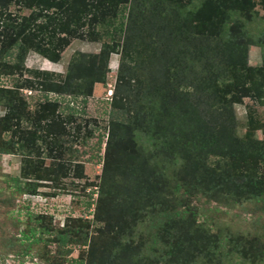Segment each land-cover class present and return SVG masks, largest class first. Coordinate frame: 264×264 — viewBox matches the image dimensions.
<instances>
[{"label":"rangeland","instance_id":"rangeland-1","mask_svg":"<svg viewBox=\"0 0 264 264\" xmlns=\"http://www.w3.org/2000/svg\"><path fill=\"white\" fill-rule=\"evenodd\" d=\"M94 2L101 19L106 0ZM129 2L110 6L116 15L110 18L114 19L97 20L94 26L84 27L83 36L77 38L67 32H58L61 38L66 37L67 43L63 49L58 47L61 57L57 62L32 48L26 53L24 61L18 56V49L11 50L12 54L0 53V90L8 88L16 95L21 94L28 104L25 112L32 119L39 106L44 107L49 103L47 100L53 101L51 103L58 105L55 110L62 116L65 124L60 122L66 129L62 136L50 134L45 121L43 128L23 123L24 128L19 130L15 127L17 122L3 119L7 110L0 97V264H79L80 257L86 261L81 263L87 264V256L93 253L96 264H117L118 261L112 262L113 258L125 259L119 264H132L127 258L133 252L124 249V252H116L115 257L110 255V250L115 243L130 246L134 234V243L143 244L134 250L135 255L132 254L136 257L135 264H264V191L261 188L256 191L251 189V183L264 178V99L255 98L252 86L248 84L250 81L246 82L234 70L219 75L214 83L206 82L200 89L193 90L190 87L191 80L195 79L193 77L205 75L208 79L213 75L214 68L209 67L208 71L204 64L211 66L214 62L185 57L189 50L194 49L192 40L207 39L210 43H220L215 35L204 36V29L216 30L218 26L231 25L234 19L239 25L232 26L240 27L235 32L245 34L248 39L244 46L247 67L255 73L251 71L247 75L264 96V86L259 77L260 73L264 75V70L259 71L264 67V48L253 41L260 35L264 41V0ZM4 11L5 14L0 17V49L7 48L12 35L9 24L28 18L35 10L19 6L15 0H0V12ZM55 11L57 9L45 13L38 22L39 26L43 23L46 26L47 15H54ZM187 18L191 20L190 25L184 23ZM202 23L206 27L200 28ZM25 39L30 43L28 36L19 42L25 43ZM44 39L50 40L48 37ZM55 41L58 45V40ZM128 41L131 43L129 46ZM36 42L41 43L40 40ZM123 47L129 49L124 58L121 54ZM113 48L117 49L110 57L103 56L104 51L109 52ZM81 55L103 58L99 61V68L106 74L98 76L94 82L73 83L76 87L89 83L92 95L86 98L76 96L72 90L67 92L62 89L59 90L62 94L54 93L56 91L52 90L65 84L70 61L72 65H77ZM121 62L125 67L122 73L132 82L127 80L131 83L127 86L118 84ZM220 63L217 61L215 65ZM216 68L218 71L219 65ZM167 83L169 93L163 91V88H168ZM150 85L161 88L172 109H178L174 112L179 117L183 111L174 107L176 98L178 103L182 100L188 103L202 122L216 121L225 114L222 121L232 126V142L237 148V155L231 158L211 154L203 160L201 169L196 162L191 173L187 174L175 156L172 160V155L167 154V147L159 145V139L164 134L161 135V128L166 130V125L162 124V127L151 131V135L159 134L156 138L150 139L141 133L135 141L130 140L122 153L121 162L112 158L108 160L106 145L113 124L129 122L134 127L138 126L134 123L135 115L130 114L140 110L141 103L151 94ZM85 90L80 88L77 94H86ZM153 95L151 97L155 98ZM55 110H51L50 114ZM176 117L169 112L165 116L168 119L166 122H178ZM180 133L177 131V136L186 140V135ZM33 135L36 142L32 152L20 150L25 141L23 137ZM185 152L182 149L179 153ZM154 155L155 162L150 166L153 167V163L158 166L159 163L161 169H165L164 177L176 178L174 184L181 186L179 207L184 210L183 206L187 203L197 214L196 217L190 212L180 219L169 218V222L162 219L156 227L154 219L145 215L150 207L143 213L136 211L133 217L125 212L130 213L140 206L137 201L131 202L134 197L141 196L140 188L136 187V176L142 175L140 167L143 166V169L147 162L154 159ZM51 156H57L58 161L64 158L77 164L72 166V170H77L67 177L58 171L53 173L58 166L53 164L55 158ZM159 157L162 159L158 161ZM34 159L38 169L43 166L41 175L44 177L41 180L44 181L41 183L46 186L40 187L36 195L24 190L28 180L37 175L36 171L30 172V167H24L26 160ZM164 160H171L173 165L167 164L162 168ZM51 166L54 170H46ZM151 167L148 168V177ZM22 168L31 178L24 177ZM206 171L209 176H205ZM149 178L155 179L154 176ZM212 180L214 186H211ZM130 187L132 191H129ZM152 189L151 185L143 190L150 195ZM195 191L199 193L193 194ZM102 207L107 212L103 210L104 220L97 222L96 212L99 213ZM167 209L174 212L170 206ZM155 234L165 236L172 245L169 250L171 255H164L165 259L155 251L157 246L151 247ZM65 235L69 237L67 245L59 242V238ZM103 245L110 246L107 252L102 250ZM98 249L104 253L98 254ZM139 251H145L148 256H140ZM159 253L162 254V250ZM199 254L205 256L199 257Z\"/></svg>","mask_w":264,"mask_h":264},{"label":"trees","instance_id":"trees-1","mask_svg":"<svg viewBox=\"0 0 264 264\" xmlns=\"http://www.w3.org/2000/svg\"><path fill=\"white\" fill-rule=\"evenodd\" d=\"M87 1H90L91 3L89 2L87 3ZM94 1L95 0H15L16 4H18L19 6L22 7L25 6L28 9L33 8L35 11L32 12L28 18L24 17L22 20L15 19L16 21L9 24V30L11 31L12 35L8 39V45L6 44L7 48L3 49L2 47L0 49V53L4 55H7L8 53L12 54L11 50L18 49L19 52L18 56L21 57L22 60L24 61V57L26 53H28L30 48H32L35 49L44 57H49V59H51L52 61L54 60L55 62H57L56 60H59L61 57L58 54V47L59 49H63V47H65V44L67 43L66 37L63 36V38H61L60 33L67 32L68 35H75L77 38L80 37V35L83 36L82 30L84 27L94 26L97 20L101 21L102 19L103 21H109V19H114V18H110L116 16L115 13L110 8V6L116 7L118 3L125 4L130 0H106L105 2L106 9L104 10V8H102L104 11L100 10L102 16L101 19L97 15L96 11L98 10V8L96 5L94 6L95 4ZM131 2H133V0H131ZM96 8L97 10H95ZM52 9L55 10L57 9V11L54 12V15H47L46 20L48 24L44 26L45 24L43 23L41 24L42 26H39L38 22L43 19L44 14L48 13V11ZM76 10L78 12H75ZM4 14L5 11L2 13L0 12V17ZM105 15H108V17H106ZM232 22L233 23H231V25L228 23L229 26L228 25H225L223 27L218 26L216 30L215 29L212 30V28L210 30H206V29L203 30L204 36L206 34L209 35L210 37H213L211 35H215L217 36V38H219L220 43L214 41L212 42L213 43L212 44L210 43V41L208 42L207 39L206 40L203 39L202 41L192 40L191 43H195L193 46L194 49L189 50L187 53H190L191 55L186 53L185 57L189 58L190 56H192L191 57L193 58L192 60L202 59V61L204 60L207 63H209V61L214 62L211 66L210 65L207 66L206 63L204 64L205 68L208 69V71H209V67L211 69L213 67L214 72H212L213 75H211L208 79L205 75L194 76L193 78L195 79L191 80L190 87L196 91V89H200L202 86H204L206 82H208L209 84L214 83L217 81L216 77L219 78L223 74H226V72L230 70H234V72L238 73L242 79L243 78L245 79L246 82L250 81L248 84L252 86L251 88L254 92L255 98L257 97L263 100L264 96L260 93L258 86H256L255 84V81H252V79H249L248 77L249 72L253 71L255 73L254 70H251L247 67V61H246L247 54L245 52L246 50L244 46H246L245 41H248V39L246 38L245 34H242L240 32H235L236 29L239 31L240 27L238 28L237 26H232V24L239 25L238 23H236L234 19H232ZM184 23L185 25H190L191 20L187 18L184 20ZM204 24L205 23L200 24L201 25L200 28L206 27V25ZM46 30H48V32H46ZM41 31H43L44 33H42ZM58 32H60L59 35ZM14 34L16 36H14ZM57 35L58 38L56 37ZM26 36L30 37L31 39L30 43L27 42L26 39H25V43H20L19 40L21 38H26ZM43 37L44 38L48 37L50 40L46 41ZM68 37L71 38V36ZM261 38H262L261 35L257 36V38H255L253 41L256 44L263 46L264 48V41ZM55 39L58 40V45ZM230 39L232 40L231 43H229ZM36 40H40L41 43H37ZM127 43L128 46L129 44H131L129 43V41ZM198 45L200 46L198 49H196ZM116 49L117 48H113V50L109 52L107 50L106 52L104 51L103 56L106 55L107 57H110V55L114 53ZM125 49L126 48H124L121 51L123 58L126 57V53L129 52V49L126 50ZM78 61L79 63L77 65L76 64L72 65L70 61L65 84L61 88L52 90V91H56L54 93L62 94L61 91H59L62 89L67 92L69 90H72L74 91L73 93H76L75 94L76 96L83 95V97L87 98L90 95H92L93 90L90 89V87L88 86L89 83H87V85L85 84L84 86L79 85L78 87L73 86V83L74 81L81 83L82 81L85 80L94 82L97 81L98 76H101L103 73L106 74V72H103V70H100L99 68V64H100L99 61H103V58L98 56L92 58L86 55H81ZM217 61L221 62L220 64H218L220 67L218 71L216 68L218 67V65H215ZM124 68H125L124 64L123 62H121L120 71H119L120 73H118V82H119L118 84L127 86L132 82L129 79V77L125 75V73H122ZM221 70L223 71L219 73ZM260 70H264V67L263 69L259 68V71ZM168 71L170 70L168 69ZM259 77L262 80L261 85L264 86L262 79L264 78V75L260 73ZM259 77L257 78L259 79ZM127 80L130 81L131 83H127ZM167 86L168 88H163V91L166 90L169 93L170 87L168 83ZM80 88L84 90L88 88L89 91L85 90L87 91L86 94L85 93L77 94ZM149 90L151 94L148 96L150 97L146 96L145 102L141 103L140 110L136 111L135 114H133V112L130 114V115H135L134 117L136 118H134L135 119L134 123H136L138 126L134 127L129 122L126 123L121 122L120 124L119 123L113 124V129L109 134L108 142L106 145V155L108 160L112 158V160L114 161L117 159L119 162H121L122 153L125 149H127V144L130 140H134V139L136 140L137 138L140 137L141 133L143 135L150 137V139L156 138L159 134L151 135V131L162 127V124L166 125V130L163 127L161 128L162 130L161 135L163 133L164 134L162 138L159 139L161 143L158 144L161 146V148L167 147L166 150L167 154L172 155V160L173 157L175 156L176 161L179 164H181V169L183 170V172L187 174L191 173V170L197 163H198V167L201 169L200 165L204 163L203 160L204 159L207 160L208 156L211 154H219L223 156L228 155V157L231 158L237 155L238 153L237 148L233 143L234 141L232 142V137H234L233 130L231 129L232 126L229 127L228 124H225V122L222 121V119L225 118L224 117L225 114L216 121L202 122V120L198 119V117L195 116V113H193L194 110L190 109L188 103H184L183 100L179 101L178 103V99L176 98L174 107L175 106L180 107L183 111V114L179 117L178 114L174 112L177 111L178 109H174V108L172 109V106L169 104V98L161 92L162 90L160 87H158L157 85L156 86L150 85ZM0 92H1L0 93L1 104L5 106L7 110L6 112L7 116L6 117L4 116L5 118L3 117V119L11 123L17 122V126L15 127H17L19 130L20 128H24L23 125H21L23 123H31L37 128H43L42 127L43 123L47 121L46 128L50 134L60 135V136L65 134L66 129L64 125H62L60 122L62 121L61 119L62 116L58 115L59 113L58 110L57 111L55 110L56 108L58 109V105L56 103L55 104L51 103L53 101L47 100L46 102L49 103H46L44 107L39 106L34 115L35 118L33 117L32 119V116H29L25 112L28 104L22 99V97L20 96L21 94L16 95L15 92H12V89H8V88L1 89ZM153 93L155 95V98L151 97ZM248 96L251 95L249 94ZM51 110H55V112H53L52 115L50 114ZM168 111L170 112V114L173 113L177 116L176 118L178 119L175 120H178V122L173 121L170 123V121H168L169 124L166 122L168 119L165 118V116L167 115V113H169ZM62 123L65 124L64 121H62ZM170 124H172V126ZM146 127H148V129L146 131L144 130L142 131V129ZM177 131L178 132L181 131L180 134L183 133L182 136L186 135L187 139L183 140L181 136H177L176 134ZM21 133L25 134L24 132ZM23 138L25 139V141L23 144L20 145L19 147L20 150L24 151L25 149H28L27 151L28 153L32 152L31 149L32 147H34V143L36 142L35 139L36 137L33 135L30 136V138H27L26 136ZM54 146L56 145L54 144ZM182 149L186 151L184 154L179 153ZM111 155L113 157H111ZM51 158H55L54 159L55 163L53 164H55V166L58 167L55 168L56 170L52 168L53 166H51L50 168H46V170L48 171L54 170L52 171L53 173H56L58 171L60 173H63V175L67 177V176H71L72 171L77 170L76 168L72 170V166L76 167L77 164L75 165L71 161H68L64 158H60V160L58 161L57 156H51ZM155 158L156 156L154 155V159L152 158L150 162H147L146 166L143 169H142L143 166H141L140 168L141 170H143V173L142 175L136 176L137 179L136 187L140 188L139 195L141 196L134 197L131 202L134 203L135 201H137L140 203V206H138V209L135 211H131L130 213H128L127 211L125 212L133 217L136 215V211L138 213H143L145 212L143 211L144 209L148 208L149 210L150 207L149 212H146L145 215L152 217L154 219V224L156 227L158 226L157 224H159L162 221V219H164L166 222H169L171 221L169 220V218L180 219L182 218V216H186L185 214H189L190 212L194 216L195 215L197 216L195 211L191 210L192 208L187 203H185V205L183 206L184 210L181 209L182 207H179L180 198L178 197V193H180L181 191L180 188L181 186L174 184L176 178L174 177L168 178L163 176L165 169H161L159 163L157 164L158 166H156V163H153V167L150 166L152 162H155ZM160 159H162V157L157 158L158 161ZM36 162L37 161L35 159L32 161L26 160V166H24L27 168L30 167L31 168L30 172H32V170L37 172L36 176L33 175L34 179L33 180L29 179L24 187L26 193H31V194L33 193V195H36V193H38L40 187H46L43 186V184L41 183V181H44L41 180V177H44L43 175H41L43 166H40V168L38 169L37 168L38 164ZM42 164H44V162H42ZM167 164L173 165L171 160H164L162 168H165ZM117 165L119 166V164ZM150 167H151L150 176L151 177L154 176L155 179L149 178L150 176L148 177V171H149L148 168ZM22 173L25 178H31L30 174L25 173V169ZM210 173H212V170L210 171ZM205 176H209L208 171H206ZM219 179H222V177H220ZM214 182L216 183V181ZM210 183L211 186H214L213 180ZM151 185L153 187L152 193L150 195L148 193L145 194L143 189H145V187L150 188ZM185 185H187L186 182ZM251 186H252L251 189L253 191H256L260 188L261 190L264 191V178L258 179L256 183H251ZM132 190H133L132 187H130L129 191ZM186 191L189 194H192L190 191L188 190ZM198 193H199L198 191H195L193 194H198ZM132 197L133 196H130V198ZM169 206L172 210H174V212L172 211L169 212V210L167 209ZM177 206L178 208H176ZM101 210H99L100 211L99 213L96 212L95 218L97 222H102L104 220L102 219V217L104 216L103 213L104 207H102ZM104 212H107L106 209L104 210ZM160 230L162 229L160 228ZM134 236L135 234L131 237L132 244L128 247L127 244L125 245L124 244L120 245L117 243L113 244L112 250H110V255L111 256L114 255L116 257L118 253L124 252V249L127 250L128 252H133L132 254H134L135 253L134 250H137L138 248H141L143 246L142 243L139 245H136L134 243ZM68 240L69 237L67 235L63 236L62 238H59V242L63 245L64 244L67 245ZM82 243L84 242L82 241ZM153 243L154 244L151 247L155 248L157 246V249H155V251L158 252L161 258L165 259L164 257L166 256L164 255H171L169 250L172 245L169 244L170 243L169 241L168 242L166 241L165 236L163 238L162 236L155 234L153 238ZM196 244L199 245L198 242ZM85 246H87V244ZM158 246H161L162 248ZM109 247H110L109 245H103L102 250L104 252H107ZM194 247H196V245ZM115 248L117 249L114 250ZM102 250L100 251L98 249L97 253L102 255L104 253ZM161 250H162V254L159 253L161 252ZM116 252L118 253L116 254ZM93 254L91 256H87L88 257L87 259L89 261L87 262V264H96L93 258L94 257ZM132 254L131 257L129 256L127 259L129 263L135 264L136 257L134 256L135 254L134 255ZM139 255L148 256V254H146L145 251L140 252ZM201 256H205V255L199 254V257ZM132 257H134V259ZM78 259H80L81 262L85 260L84 257H80ZM118 259L113 258L112 262L115 263L118 261L117 264H119V262L125 261V259L124 260H121V258ZM81 262H79V264H82Z\"/></svg>","mask_w":264,"mask_h":264}]
</instances>
